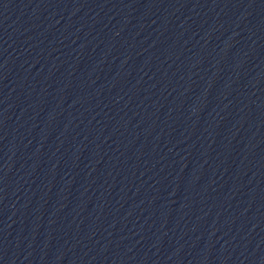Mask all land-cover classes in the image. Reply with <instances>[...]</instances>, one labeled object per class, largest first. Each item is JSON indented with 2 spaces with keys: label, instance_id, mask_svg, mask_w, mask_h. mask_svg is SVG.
Listing matches in <instances>:
<instances>
[{
  "label": "water",
  "instance_id": "water-1",
  "mask_svg": "<svg viewBox=\"0 0 264 264\" xmlns=\"http://www.w3.org/2000/svg\"><path fill=\"white\" fill-rule=\"evenodd\" d=\"M0 264H264V0H0Z\"/></svg>",
  "mask_w": 264,
  "mask_h": 264
}]
</instances>
